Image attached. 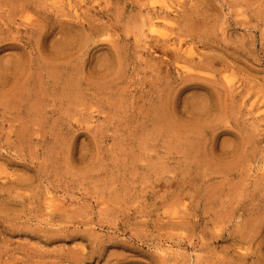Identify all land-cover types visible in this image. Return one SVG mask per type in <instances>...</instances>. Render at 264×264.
Instances as JSON below:
<instances>
[{
  "label": "rangeland",
  "instance_id": "rangeland-1",
  "mask_svg": "<svg viewBox=\"0 0 264 264\" xmlns=\"http://www.w3.org/2000/svg\"><path fill=\"white\" fill-rule=\"evenodd\" d=\"M0 264H264V0H0Z\"/></svg>",
  "mask_w": 264,
  "mask_h": 264
},
{
  "label": "bare ground",
  "instance_id": "bare-ground-1",
  "mask_svg": "<svg viewBox=\"0 0 264 264\" xmlns=\"http://www.w3.org/2000/svg\"><path fill=\"white\" fill-rule=\"evenodd\" d=\"M159 116H160V115H159ZM161 117H162V116H160V118H161ZM165 118H166V117H165ZM162 119H163V118H162ZM167 120H168V119H167ZM167 120H164V122H165V121L167 122ZM166 122H165L166 125H167V124L170 125V123H166ZM166 125H165V127H163L164 129L167 127ZM167 128H168V127H167ZM169 128H170V127H169Z\"/></svg>",
  "mask_w": 264,
  "mask_h": 264
}]
</instances>
